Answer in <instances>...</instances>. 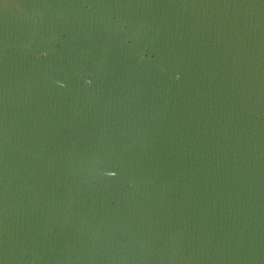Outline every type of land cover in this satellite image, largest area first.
Here are the masks:
<instances>
[{
  "label": "water",
  "instance_id": "1",
  "mask_svg": "<svg viewBox=\"0 0 264 264\" xmlns=\"http://www.w3.org/2000/svg\"><path fill=\"white\" fill-rule=\"evenodd\" d=\"M0 264H264V0H0Z\"/></svg>",
  "mask_w": 264,
  "mask_h": 264
}]
</instances>
